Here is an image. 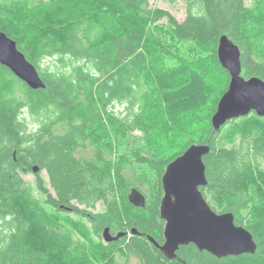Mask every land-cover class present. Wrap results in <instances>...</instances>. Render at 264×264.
I'll list each match as a JSON object with an SVG mask.
<instances>
[{
    "label": "trees",
    "instance_id": "obj_1",
    "mask_svg": "<svg viewBox=\"0 0 264 264\" xmlns=\"http://www.w3.org/2000/svg\"><path fill=\"white\" fill-rule=\"evenodd\" d=\"M182 1L178 20L149 0H0V30L45 85L32 89L0 64V264H127L130 255L139 264H264V117L251 111L219 131L210 122L229 82L221 35L239 47L242 76L264 80L250 17L264 0ZM155 95L166 107L158 119ZM175 121L200 128L150 153ZM109 131H139L140 143L119 153ZM192 143L209 146L200 190L250 231L254 253L218 258L189 243L167 259L150 241H164L161 176ZM132 188L143 207L128 201ZM105 227L124 236L106 242Z\"/></svg>",
    "mask_w": 264,
    "mask_h": 264
},
{
    "label": "water",
    "instance_id": "obj_2",
    "mask_svg": "<svg viewBox=\"0 0 264 264\" xmlns=\"http://www.w3.org/2000/svg\"><path fill=\"white\" fill-rule=\"evenodd\" d=\"M241 51L226 35L218 40L217 58L229 74L227 89L220 96L210 122L219 131L231 119L254 111L264 117V80L257 76L241 74ZM0 64L6 66L30 88L45 85L36 67L17 48L14 39L0 30ZM209 151L207 144L192 143L180 155L171 160L161 176L163 194L159 215L164 221L162 244L150 241L167 259L175 258L181 245L194 244L199 250L215 257L254 253L256 243L250 231L234 221L231 212L218 213L204 197L200 187L207 183L203 156ZM37 166L32 171L36 172ZM128 201L143 207L144 195L136 188L128 194ZM133 233L136 231L133 229ZM112 235L108 227L102 232L104 241L110 242L123 236Z\"/></svg>",
    "mask_w": 264,
    "mask_h": 264
},
{
    "label": "rangeland",
    "instance_id": "obj_3",
    "mask_svg": "<svg viewBox=\"0 0 264 264\" xmlns=\"http://www.w3.org/2000/svg\"><path fill=\"white\" fill-rule=\"evenodd\" d=\"M150 4L155 7H159L161 9H164L168 12H170L172 15H174L178 20H182L185 16V4L182 0H176L174 2H169L168 0H149ZM250 17L253 19V26L255 29V33L257 36H259V48L258 51L264 52V4L262 6H259L257 8H252L251 10ZM173 43V42H172ZM151 102L153 103L152 106L150 107V116L154 119H158L159 117H162L163 111L165 112L166 107L165 105L159 106L157 105V96L155 95L152 97ZM120 106V104H119ZM164 108V109H163ZM166 113V112H165ZM190 116V113H182L180 114L177 119L178 120H186L187 117ZM181 117H183L181 119ZM173 118V117H172ZM176 122V121H175ZM196 124H193L191 128H181L183 125L182 122H176L173 124H170L171 126L167 132H161L159 131L158 133L155 134L156 138L151 141V143H148L151 146L150 153L155 151H167L170 147H173V144L176 145L177 143L181 142L180 140L185 137L188 133H195L197 130L200 128V126L195 127ZM194 126V127H193ZM165 130V129H164ZM163 130V131H164ZM225 131L223 132V136L225 135ZM108 136L110 139L115 142L116 144V151L119 153H125V151L130 150L129 148L134 147L136 143H140V132L135 131L133 133H119V136L116 135L113 131H109ZM224 140L223 142L226 145H229L233 142V140L223 137ZM174 141V142H172ZM171 145V146H170ZM170 146V147H169ZM144 148V146H143ZM171 149V148H170ZM142 171H145L150 178V180L154 181L155 173L153 170H151L148 167H144ZM23 178L28 181L32 182L34 180V175L31 173L24 174ZM261 189L262 192L264 193V184L263 182L261 183ZM37 196L40 197L38 193H35ZM209 202H211L209 200ZM212 203V202H211ZM97 210H101L102 206L101 204H98L96 206ZM71 217L74 218V220H78L82 223L85 222V220L80 219L74 214H71ZM75 237L80 238V235L75 233ZM118 261L121 262L122 259L118 257ZM117 261V262H118ZM127 264H139L138 260L135 256L130 255Z\"/></svg>",
    "mask_w": 264,
    "mask_h": 264
},
{
    "label": "flooded vegetation",
    "instance_id": "obj_4",
    "mask_svg": "<svg viewBox=\"0 0 264 264\" xmlns=\"http://www.w3.org/2000/svg\"><path fill=\"white\" fill-rule=\"evenodd\" d=\"M111 234H112V235H116V234H114V233H111ZM123 236H124V234H123ZM123 236H122V237H123ZM112 241H115V240H112Z\"/></svg>",
    "mask_w": 264,
    "mask_h": 264
}]
</instances>
